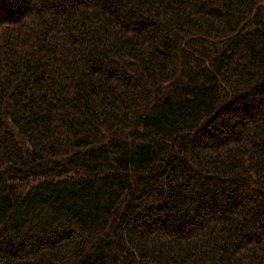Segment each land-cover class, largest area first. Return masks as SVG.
<instances>
[{
  "label": "trees",
  "instance_id": "1",
  "mask_svg": "<svg viewBox=\"0 0 264 264\" xmlns=\"http://www.w3.org/2000/svg\"><path fill=\"white\" fill-rule=\"evenodd\" d=\"M0 264H264V0H0Z\"/></svg>",
  "mask_w": 264,
  "mask_h": 264
}]
</instances>
